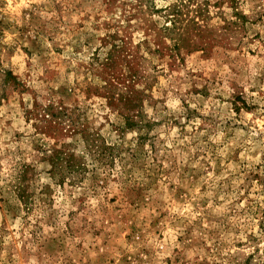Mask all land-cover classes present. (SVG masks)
Segmentation results:
<instances>
[{"label":"rangeland","instance_id":"obj_1","mask_svg":"<svg viewBox=\"0 0 264 264\" xmlns=\"http://www.w3.org/2000/svg\"><path fill=\"white\" fill-rule=\"evenodd\" d=\"M0 264H264V0H0Z\"/></svg>","mask_w":264,"mask_h":264},{"label":"trees","instance_id":"obj_2","mask_svg":"<svg viewBox=\"0 0 264 264\" xmlns=\"http://www.w3.org/2000/svg\"><path fill=\"white\" fill-rule=\"evenodd\" d=\"M44 113H46L47 114V116L49 115L50 116V112H51V109L50 108H48V109H43L42 110ZM52 117H53V115H51ZM54 158V157H53ZM56 161L59 163L60 161L62 162V164H63V162L64 161H66V163H68L66 166H64V168H65V170H70V164H69V158H62V157H60V156H57L56 158ZM73 171L76 173V172H78L77 170H74V168H73ZM69 173H71V172H69Z\"/></svg>","mask_w":264,"mask_h":264}]
</instances>
